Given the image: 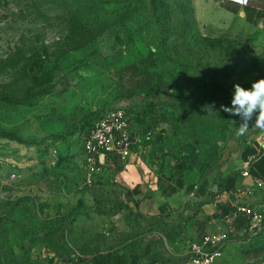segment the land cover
Here are the masks:
<instances>
[{"label":"rangeland","instance_id":"374dc122","mask_svg":"<svg viewBox=\"0 0 264 264\" xmlns=\"http://www.w3.org/2000/svg\"><path fill=\"white\" fill-rule=\"evenodd\" d=\"M191 4L0 0V264L185 263L192 216L147 218L113 181L87 184L82 141L112 108L161 113L172 170L206 192L264 146L220 107L264 78V56L204 37Z\"/></svg>","mask_w":264,"mask_h":264},{"label":"crops","instance_id":"0c3cea01","mask_svg":"<svg viewBox=\"0 0 264 264\" xmlns=\"http://www.w3.org/2000/svg\"><path fill=\"white\" fill-rule=\"evenodd\" d=\"M249 1L251 4L246 6L230 0H192L203 36L237 41L252 56L264 54V0ZM165 123L161 113L136 115L131 141L137 158L128 163L106 160L93 181L98 175L104 183L113 181L123 208L147 218L182 212L191 215L189 233L194 242L206 234L234 229L237 235L223 247L222 255L213 264H264V233L252 240L243 237L247 219L238 212L244 206L264 207V146L246 148L243 168L248 167V177L241 172L207 192L203 186L193 189L181 171L172 170L174 156L170 149L167 153L166 147L174 139L164 132Z\"/></svg>","mask_w":264,"mask_h":264},{"label":"built area","instance_id":"2783aa9c","mask_svg":"<svg viewBox=\"0 0 264 264\" xmlns=\"http://www.w3.org/2000/svg\"><path fill=\"white\" fill-rule=\"evenodd\" d=\"M250 5L249 0H230ZM135 115L125 108L107 110L86 130L82 141V154L87 184H92L95 175L99 174L106 160H118L128 163L137 158L131 141L132 126ZM245 177L250 175L248 167L242 170ZM21 178L20 174H12L14 181ZM247 223L243 230V237L252 240L264 233V207H239ZM237 233L234 229L206 234L199 242L189 244L185 252V264H213L222 255L223 247L230 242Z\"/></svg>","mask_w":264,"mask_h":264},{"label":"clouds","instance_id":"9594fccd","mask_svg":"<svg viewBox=\"0 0 264 264\" xmlns=\"http://www.w3.org/2000/svg\"><path fill=\"white\" fill-rule=\"evenodd\" d=\"M233 87L231 107H220L224 112L240 118L237 135L245 136L250 128L259 129L264 133V78L254 81L251 88L246 89L239 83H235ZM213 107L214 103L208 106V111H212ZM254 117V124L250 125Z\"/></svg>","mask_w":264,"mask_h":264},{"label":"trees","instance_id":"16d2710c","mask_svg":"<svg viewBox=\"0 0 264 264\" xmlns=\"http://www.w3.org/2000/svg\"><path fill=\"white\" fill-rule=\"evenodd\" d=\"M191 5H192V4H191ZM157 8L159 9L160 7L158 6ZM189 13H190V15H191V22H192L193 24L198 25L197 22H196V19H195V14H194L193 6L191 7ZM207 39H208V38H207ZM209 40H211V39H209ZM219 40H226V41L233 42V44L236 45V46H238V47L240 48V50H241L245 55L250 56L248 53H246V52L244 51V49L241 47V45H240L239 42H237V41H231V40H228V39H219ZM212 41H216V40H212ZM260 56H264V54H262V55H260ZM6 99H8V98H6ZM8 101H9V100H8ZM130 113H132L133 115H135L134 112H131V111H130ZM88 125H89V126H88L87 130H88L89 128H91L93 124H90V123H89Z\"/></svg>","mask_w":264,"mask_h":264}]
</instances>
